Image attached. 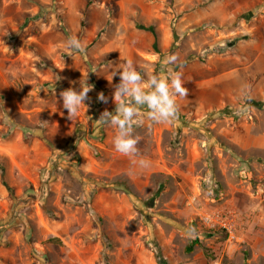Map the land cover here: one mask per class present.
Instances as JSON below:
<instances>
[{"label":"rangeland","instance_id":"obj_1","mask_svg":"<svg viewBox=\"0 0 264 264\" xmlns=\"http://www.w3.org/2000/svg\"><path fill=\"white\" fill-rule=\"evenodd\" d=\"M126 61L187 90L156 123L125 89L131 158ZM0 264H264V0H0Z\"/></svg>","mask_w":264,"mask_h":264},{"label":"clouds","instance_id":"obj_2","mask_svg":"<svg viewBox=\"0 0 264 264\" xmlns=\"http://www.w3.org/2000/svg\"><path fill=\"white\" fill-rule=\"evenodd\" d=\"M66 46L68 48L81 49L83 44L76 36H73L67 41ZM176 61V56H170L166 62L168 64H175ZM124 65L125 70L121 73L123 85L117 89L115 94L118 104L117 113L113 115L105 110L101 114L100 119L109 122L117 129L113 140L116 151L131 158L138 155L137 144L139 143V137L133 135L134 117L138 115V112L136 108L129 106L122 99V97L129 95V92H126L125 89H130V94L137 105H147L149 109L148 117L156 123H167L176 118L178 114L176 97L186 96L187 90L183 86L181 74L171 70L167 75L153 77L150 80V90L146 91L138 83L141 77L139 73L133 70L132 63L126 61ZM115 74L113 72L112 75ZM89 91V87L82 85V90L79 92L72 87L60 92L63 107L67 110L70 120L78 114ZM100 98L106 99L102 92L100 93ZM138 163L142 168L150 166L149 162L143 159L139 160Z\"/></svg>","mask_w":264,"mask_h":264},{"label":"built area","instance_id":"obj_3","mask_svg":"<svg viewBox=\"0 0 264 264\" xmlns=\"http://www.w3.org/2000/svg\"><path fill=\"white\" fill-rule=\"evenodd\" d=\"M204 219L208 222V223H212L211 225H221L222 227H224L225 229H228L229 230V227L227 225L226 222H221L220 220L218 219H210L208 216H205Z\"/></svg>","mask_w":264,"mask_h":264},{"label":"crops","instance_id":"obj_4","mask_svg":"<svg viewBox=\"0 0 264 264\" xmlns=\"http://www.w3.org/2000/svg\"><path fill=\"white\" fill-rule=\"evenodd\" d=\"M105 150L108 151V152H116V153L120 154L119 152H117L116 150L111 149V148H107V147H105ZM121 155H122V154H121Z\"/></svg>","mask_w":264,"mask_h":264},{"label":"trees","instance_id":"obj_5","mask_svg":"<svg viewBox=\"0 0 264 264\" xmlns=\"http://www.w3.org/2000/svg\"><path fill=\"white\" fill-rule=\"evenodd\" d=\"M53 241H59L58 238H53ZM188 250H192V246H189Z\"/></svg>","mask_w":264,"mask_h":264}]
</instances>
